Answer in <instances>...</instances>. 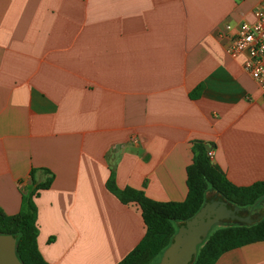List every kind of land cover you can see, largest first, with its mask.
I'll return each mask as SVG.
<instances>
[{
  "label": "crops",
  "instance_id": "crops-1",
  "mask_svg": "<svg viewBox=\"0 0 264 264\" xmlns=\"http://www.w3.org/2000/svg\"><path fill=\"white\" fill-rule=\"evenodd\" d=\"M257 5L0 0V208L18 213L52 174L32 197L46 263L117 264L143 238L138 205L106 188L111 169L120 189L182 202L196 140L234 186L264 181V97L225 37ZM215 264H264V241Z\"/></svg>",
  "mask_w": 264,
  "mask_h": 264
},
{
  "label": "trees",
  "instance_id": "trees-1",
  "mask_svg": "<svg viewBox=\"0 0 264 264\" xmlns=\"http://www.w3.org/2000/svg\"><path fill=\"white\" fill-rule=\"evenodd\" d=\"M198 86L190 97L197 98L201 92ZM192 160L186 167V198L182 202H157L142 192L126 187L120 189L111 169L106 182L107 190L123 205H138L146 231L140 242L117 264H154L170 245L177 228L190 220L202 207L206 193H212L231 207L251 208L264 202V181L249 186L237 187L231 184L212 164L210 152L202 141L191 143ZM34 185L23 197L21 208L14 215H6L0 208V233L10 234L15 239L16 256L23 264H48L37 247L38 229L36 207L32 197L40 190L49 188L53 176ZM253 219V218H252ZM251 224L230 223L209 234L199 246L196 257L189 264H215L224 253L247 244L264 241V215L254 218Z\"/></svg>",
  "mask_w": 264,
  "mask_h": 264
},
{
  "label": "water",
  "instance_id": "water-1",
  "mask_svg": "<svg viewBox=\"0 0 264 264\" xmlns=\"http://www.w3.org/2000/svg\"><path fill=\"white\" fill-rule=\"evenodd\" d=\"M205 148L210 152L209 146ZM211 196L212 193H206L200 210L192 219L177 228L172 242L154 264H189L196 257L199 246L207 239L213 226L230 223L249 225L256 218L251 214L254 206L249 209L236 206L228 208L225 201L210 200ZM246 210H249L248 214H240ZM263 215L264 212L256 216L261 218ZM0 264H23L16 256L15 239L10 234L0 233Z\"/></svg>",
  "mask_w": 264,
  "mask_h": 264
},
{
  "label": "built area",
  "instance_id": "built-area-1",
  "mask_svg": "<svg viewBox=\"0 0 264 264\" xmlns=\"http://www.w3.org/2000/svg\"><path fill=\"white\" fill-rule=\"evenodd\" d=\"M252 15L253 21L240 22L234 30L225 25V37L229 40L226 53L234 59L243 57L244 71L264 97V6L257 5Z\"/></svg>",
  "mask_w": 264,
  "mask_h": 264
},
{
  "label": "flooded vegetation",
  "instance_id": "flooded-vegetation-1",
  "mask_svg": "<svg viewBox=\"0 0 264 264\" xmlns=\"http://www.w3.org/2000/svg\"><path fill=\"white\" fill-rule=\"evenodd\" d=\"M209 199L211 200H217V198H216V196H211V197H209ZM228 206V208H232L231 206H229V205H227ZM249 213V210H246L244 213L242 212V213H240V214H242V215H244V214H248ZM257 213V210L255 209V207L253 208V210H252V215L253 214H256Z\"/></svg>",
  "mask_w": 264,
  "mask_h": 264
},
{
  "label": "rangeland",
  "instance_id": "rangeland-1",
  "mask_svg": "<svg viewBox=\"0 0 264 264\" xmlns=\"http://www.w3.org/2000/svg\"><path fill=\"white\" fill-rule=\"evenodd\" d=\"M263 212H264V209H263ZM255 217H257V216H255ZM223 226H225V225H215V226H213L212 229L210 230L209 234L213 233L215 230H217L219 228H222Z\"/></svg>",
  "mask_w": 264,
  "mask_h": 264
}]
</instances>
